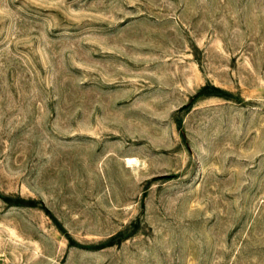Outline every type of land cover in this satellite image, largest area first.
I'll return each instance as SVG.
<instances>
[{
    "label": "rangeland",
    "instance_id": "1",
    "mask_svg": "<svg viewBox=\"0 0 264 264\" xmlns=\"http://www.w3.org/2000/svg\"><path fill=\"white\" fill-rule=\"evenodd\" d=\"M0 264H264V0H0Z\"/></svg>",
    "mask_w": 264,
    "mask_h": 264
}]
</instances>
